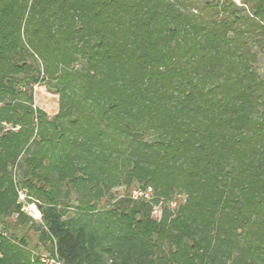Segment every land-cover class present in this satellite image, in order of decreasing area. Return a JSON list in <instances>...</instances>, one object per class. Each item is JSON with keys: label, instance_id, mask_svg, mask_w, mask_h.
Segmentation results:
<instances>
[{"label": "trees", "instance_id": "1", "mask_svg": "<svg viewBox=\"0 0 264 264\" xmlns=\"http://www.w3.org/2000/svg\"><path fill=\"white\" fill-rule=\"evenodd\" d=\"M243 3L0 0V221L65 264H264V0ZM134 182L152 199L98 208ZM0 264L46 263L1 235Z\"/></svg>", "mask_w": 264, "mask_h": 264}, {"label": "rangeland", "instance_id": "2", "mask_svg": "<svg viewBox=\"0 0 264 264\" xmlns=\"http://www.w3.org/2000/svg\"><path fill=\"white\" fill-rule=\"evenodd\" d=\"M239 5H243L248 8L247 5H244L243 0H235ZM255 49L258 51L259 60L257 62V69L264 76V44L263 47L260 48L257 44H255ZM34 97H35V105L40 107L48 112L49 115H54L59 110V94H57L54 89L49 88L48 86L42 84H36L34 87ZM149 187V186H148ZM148 187H144L141 184L136 182L131 185L121 184L113 187L111 190L107 191L105 196L98 202V208L110 209L120 204L122 200L126 199H134L141 200L133 197V190L135 188L146 189ZM26 191L23 194V198H20L23 206H25V212L35 220H40L31 215L30 206H34L39 210L38 206L34 201H31L30 198L25 195ZM185 195H176L173 200L170 202L171 207H176L179 203L184 202ZM70 204L68 215H72L78 212V201L75 199L74 194L70 201H67ZM164 205L162 203L154 206L152 210V217L154 219H160L162 216ZM15 215L11 216L7 219L6 222L0 221V236L4 235L2 232H6L8 237H13L16 240H20L21 238L27 239V244L30 249L33 250L34 253H49L50 251L45 248V246L39 240L38 231L32 226V222H30L26 226L14 225Z\"/></svg>", "mask_w": 264, "mask_h": 264}, {"label": "built area", "instance_id": "3", "mask_svg": "<svg viewBox=\"0 0 264 264\" xmlns=\"http://www.w3.org/2000/svg\"><path fill=\"white\" fill-rule=\"evenodd\" d=\"M25 191L19 190V200L20 198H23V194ZM26 195V193H25ZM133 197L137 199H145V200H151L153 197V189L152 187H148L146 189L141 188H135L133 190ZM22 202V201H21ZM31 210V215H33L35 218L41 219V212L40 210L36 209L34 206L29 207ZM23 210H25V206H23ZM2 234L7 235V233L4 231ZM40 259L45 262L46 264H65V262L59 257L57 252L52 253H39Z\"/></svg>", "mask_w": 264, "mask_h": 264}]
</instances>
